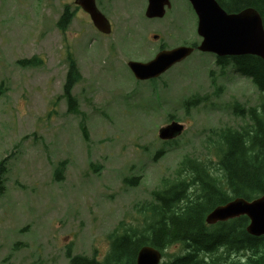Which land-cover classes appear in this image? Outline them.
I'll return each instance as SVG.
<instances>
[{
	"label": "rangeland",
	"instance_id": "374dc122",
	"mask_svg": "<svg viewBox=\"0 0 264 264\" xmlns=\"http://www.w3.org/2000/svg\"><path fill=\"white\" fill-rule=\"evenodd\" d=\"M172 3L163 18H149L148 0H100L112 22L104 34L75 0H0V161L7 158L0 264H70L68 251L103 259L113 232L143 228L142 207L156 202L186 156L211 158L212 177L225 184L211 141L249 120L235 107L260 102L252 80L233 67L222 72L216 55L200 50L157 78L138 80L128 65L200 40L189 1ZM67 6L75 14L63 32L57 23ZM33 56L43 62L17 63ZM70 57L82 73L73 89L77 112L63 97ZM171 115L185 130L165 141L158 133ZM130 177H140L138 185ZM181 247L167 248L162 262ZM243 253L231 252L228 262Z\"/></svg>",
	"mask_w": 264,
	"mask_h": 264
},
{
	"label": "trees",
	"instance_id": "16d2710c",
	"mask_svg": "<svg viewBox=\"0 0 264 264\" xmlns=\"http://www.w3.org/2000/svg\"><path fill=\"white\" fill-rule=\"evenodd\" d=\"M230 12L246 7L256 8L263 17L264 0H218ZM75 14L67 6L58 26L65 32ZM200 41V40H199ZM199 41L192 42L197 46ZM187 43V42H186ZM40 56L22 58L17 63L23 67L38 66ZM216 64L225 72L235 68L249 77L260 92V102L252 106L237 104L235 112L244 120L239 127H223L216 132L217 138L208 141L217 149V168L222 170L225 184L214 178L213 160L186 156L175 172V179L164 178L162 189L155 192L156 202L142 207L145 224L142 229L130 228L110 235L111 247L103 259L97 255H72L70 264H136L137 254L143 245L160 249L163 255L172 245L182 244L181 252L170 263L161 264H264V235L254 236L247 232L249 218L242 215L216 224L206 222L207 214L216 206L236 197L254 199L264 193V59L252 54L216 56ZM82 80L77 62L68 61L63 97L68 111H78L73 89ZM216 83V79L214 80ZM0 92L3 89L0 88ZM195 100V99H194ZM193 99L188 102L193 103ZM198 101V100H197ZM170 119L176 120L174 115ZM178 121V120H177ZM84 137L88 131L83 126ZM161 151L158 153L160 154ZM7 158L0 161V193L5 190ZM65 161L59 162L55 171L62 180ZM93 168L97 170L98 166ZM181 177V178H180ZM132 186L138 185L140 177L126 178ZM220 248V249H219ZM219 249V251H218ZM243 253L241 261L228 262L231 252ZM33 264H42L34 262Z\"/></svg>",
	"mask_w": 264,
	"mask_h": 264
},
{
	"label": "water",
	"instance_id": "95a60500",
	"mask_svg": "<svg viewBox=\"0 0 264 264\" xmlns=\"http://www.w3.org/2000/svg\"><path fill=\"white\" fill-rule=\"evenodd\" d=\"M198 16L197 32L201 41L197 48L179 45L160 50L148 61L130 60L128 65L139 80L156 78L169 68L191 55L195 49L215 53L218 56L252 54L264 59V22L254 7L237 12L227 11L218 0H188ZM89 15L95 27L110 34L112 25L98 8L96 0H76ZM171 0H148L146 16L163 17ZM157 37V36H155ZM185 125L177 120L159 129L162 140H172L183 133ZM246 215L249 218L247 232L264 235V193L254 199L236 197L212 209L206 216L207 223L214 224ZM162 251L151 245H143L137 254L136 264H160Z\"/></svg>",
	"mask_w": 264,
	"mask_h": 264
},
{
	"label": "flooded vegetation",
	"instance_id": "af4514ba",
	"mask_svg": "<svg viewBox=\"0 0 264 264\" xmlns=\"http://www.w3.org/2000/svg\"><path fill=\"white\" fill-rule=\"evenodd\" d=\"M96 2H97V5L99 6V8L101 9L102 8V4H99L100 3V0H96ZM106 15V14H105ZM107 16V15H106ZM162 48H164V47H162Z\"/></svg>",
	"mask_w": 264,
	"mask_h": 264
},
{
	"label": "bare ground",
	"instance_id": "6f19581e",
	"mask_svg": "<svg viewBox=\"0 0 264 264\" xmlns=\"http://www.w3.org/2000/svg\"><path fill=\"white\" fill-rule=\"evenodd\" d=\"M153 59V58H152ZM227 221V220H226ZM219 222H223V221H219ZM218 223V222H217ZM216 224V223H215Z\"/></svg>",
	"mask_w": 264,
	"mask_h": 264
}]
</instances>
